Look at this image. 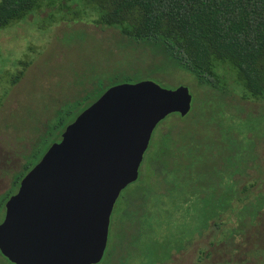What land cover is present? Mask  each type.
Wrapping results in <instances>:
<instances>
[{
    "label": "rangeland",
    "instance_id": "rangeland-1",
    "mask_svg": "<svg viewBox=\"0 0 264 264\" xmlns=\"http://www.w3.org/2000/svg\"><path fill=\"white\" fill-rule=\"evenodd\" d=\"M71 16L65 10L58 12L55 7L44 6L26 19L0 29V195L10 188L17 172L35 163L37 156L59 141L63 127L58 125L59 120L70 123L109 85L146 79L165 88L185 85L192 94L191 109L199 102V107H209L210 115L198 116L197 121L204 119L203 126L192 123V112L185 117L169 114L155 126L138 178L121 190L115 202L106 249L117 252L123 248L122 219L135 210L134 203L138 200L136 205H141L143 198H163L164 195L157 194L162 191L174 196H169L172 199L162 206L159 204L150 235L131 247L124 264H264L263 205L254 199L238 208L237 216L234 209L228 210L219 224L205 206L206 199L180 189H189L190 184H197L198 175L212 171L215 158L205 160L202 171L196 166L187 167L186 163L166 170L160 163L166 130H174L181 123H188V131L195 128L205 132V125L213 128L212 102L200 98L204 86L198 84L193 73L165 59L154 46L127 39L118 29L98 26L87 17L80 20ZM21 59L28 60L29 65L22 78L12 85L8 79L19 68ZM235 98L241 107L230 109L237 115V130H258V135L263 134L264 102L244 101L238 95ZM260 151L264 156V146ZM261 161L264 166V159ZM176 170L185 171L187 178L178 181V190L174 186ZM203 180L204 176L199 182ZM179 192L187 195L176 194ZM232 204L237 207L235 201ZM153 211L157 212L155 208ZM253 211L258 215L255 220L251 217ZM1 215L0 212V219ZM246 216L248 219L242 223L239 218ZM201 232L202 237L193 240L171 261H154L155 256L163 257L164 242L185 243Z\"/></svg>",
    "mask_w": 264,
    "mask_h": 264
},
{
    "label": "trees",
    "instance_id": "trees-1",
    "mask_svg": "<svg viewBox=\"0 0 264 264\" xmlns=\"http://www.w3.org/2000/svg\"><path fill=\"white\" fill-rule=\"evenodd\" d=\"M44 6L55 7L58 12L65 10L76 19L87 17L89 21L101 27L116 28L127 39L154 46L165 59L193 73L198 84L204 86V96L201 95L200 98L212 102L215 125H211L214 129L205 125L204 133L195 128L188 131V123H181L176 125L174 130H166L163 134L166 140L162 153L164 158L159 159L162 167L166 170L171 166L178 169L186 163L187 167L196 166L200 170L202 166L197 160L198 157L200 159L199 154L191 155L185 163L181 159L171 162V148L180 155L181 149L186 147L188 141H197L199 134L203 136L205 145L204 160H200L204 163L205 160L214 158L208 147L214 140L216 131L227 132L228 141V134L234 129V168L229 170L228 165L226 169L219 168L218 161L212 160L213 170L202 173V182H199L202 176L198 175L197 184H190L189 189L181 186L180 189L187 192L191 190L190 193L194 196L206 199L205 206L219 224L222 223V215L228 210L234 209L237 216L238 208L254 199L264 206V166L261 161L264 156L260 151L264 146V133L258 135V130L238 131L237 115L230 109L239 106L235 98L237 95L244 101L264 102V0H0V29L26 19L32 12L41 10ZM63 16L66 18V15ZM18 63L19 68L8 79L12 85L22 78L29 65V61L23 59ZM198 107L199 102L194 110L190 108L186 115L182 116L178 112L171 114L185 117L192 112V123L198 122L197 124L203 126L204 119L197 121V118L202 117V114L208 117L210 109L205 106L197 109ZM262 113L264 115V112ZM62 124L63 131L68 123L64 124L60 119L58 125ZM60 138L59 133V140ZM43 154L36 157L35 163ZM228 157L227 152V164ZM35 163L25 165L17 172L10 188L0 195V222L4 217L6 200L17 191L21 178ZM177 171L174 180L176 190L180 186L178 181L187 179L185 171H182L184 177L181 171L176 173ZM168 186L171 187L172 184ZM161 192L157 194L160 197L164 195L163 198H143L141 205H136L138 200L134 203L135 210L122 219L125 228L121 237L123 248L117 252L106 249L108 251L97 264H124L132 251L131 247L150 235L154 227L152 221L160 210L159 204L162 206L165 201L172 199L168 198L169 196H174ZM176 194L187 195L185 192ZM234 201L237 207L232 204ZM153 208L157 212H154ZM252 214V220H255L258 215L254 211ZM137 219L140 223H137ZM239 219L244 223L248 217ZM215 225L221 226L217 223ZM203 235L204 232H201L185 243L178 242L174 245L164 242L161 247L164 250L163 257L155 256L154 261H171L175 254ZM0 264L14 263L0 252Z\"/></svg>",
    "mask_w": 264,
    "mask_h": 264
},
{
    "label": "water",
    "instance_id": "water-1",
    "mask_svg": "<svg viewBox=\"0 0 264 264\" xmlns=\"http://www.w3.org/2000/svg\"><path fill=\"white\" fill-rule=\"evenodd\" d=\"M185 85L152 80L109 86L21 178L5 202L0 252L14 264H97L114 204L139 168L155 126L186 115Z\"/></svg>",
    "mask_w": 264,
    "mask_h": 264
},
{
    "label": "flooded vegetation",
    "instance_id": "flooded-vegetation-1",
    "mask_svg": "<svg viewBox=\"0 0 264 264\" xmlns=\"http://www.w3.org/2000/svg\"><path fill=\"white\" fill-rule=\"evenodd\" d=\"M227 137V132L224 130L217 131L216 134L214 135V140L210 144V147H208V150H211L212 156L215 158V160L218 161V166L219 168L226 169L227 165L230 169H233L235 166V159H236V144H235V131L234 129L228 134V141L226 139ZM197 141H188L186 144V147H183L181 149L180 155L177 154V152L171 148L169 151V156L171 162L176 161V160H182V162H188L191 155L198 154L200 155V159L198 157V164H203L201 162V158L204 160V140L203 136L199 135L197 136ZM227 144L228 145V151H227ZM149 146V144H148ZM213 146V148H211ZM148 148V147H147ZM147 150V149H146ZM174 150V151H173ZM229 153V164L225 162L226 160V153ZM184 155V156H183ZM115 205V204H114ZM114 208V207H113ZM113 212V210H112ZM112 214V213H111ZM138 222L140 223L139 219H137ZM110 224H111V217H110ZM110 224H109V229H110ZM108 237H109V232H108ZM108 243V240H107ZM107 247V246H106ZM106 250V249H105ZM105 253V252H104Z\"/></svg>",
    "mask_w": 264,
    "mask_h": 264
}]
</instances>
